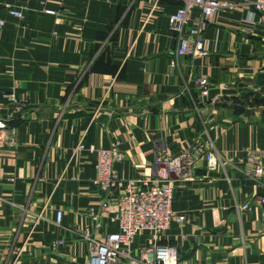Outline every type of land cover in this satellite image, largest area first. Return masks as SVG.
I'll return each mask as SVG.
<instances>
[{
    "label": "crops",
    "instance_id": "1",
    "mask_svg": "<svg viewBox=\"0 0 264 264\" xmlns=\"http://www.w3.org/2000/svg\"><path fill=\"white\" fill-rule=\"evenodd\" d=\"M0 2L22 13L0 9V119L16 130L15 147L0 149V264H88L85 234L118 230L107 215L97 230L89 216L103 199L89 147L118 144V178L151 187L156 152L178 156L197 137L227 165L202 160L175 184L172 210L185 221L158 244L183 264H264V179L245 176L251 156L264 162V16L247 5L217 12L206 54L177 58L175 0ZM198 78L234 94L204 102ZM150 243L144 234L132 248Z\"/></svg>",
    "mask_w": 264,
    "mask_h": 264
},
{
    "label": "built area",
    "instance_id": "2",
    "mask_svg": "<svg viewBox=\"0 0 264 264\" xmlns=\"http://www.w3.org/2000/svg\"><path fill=\"white\" fill-rule=\"evenodd\" d=\"M159 0H156V2ZM182 5L168 16L170 31L177 36L175 56L200 57L206 54L203 43L204 27L212 22L214 15L220 11L233 10L239 6L247 5L256 14L264 16V0H175ZM9 15L22 18V13L12 9V6L2 5ZM195 16V17H194ZM5 22L0 20V28ZM264 24V18H262ZM196 86L200 95L205 98L211 90L210 85L202 79H196ZM9 101L18 105L13 94L6 95ZM24 103H20L23 107ZM1 111V110H0ZM16 130L0 119V149H12L16 145ZM83 143L78 144L76 151L85 150ZM88 151L95 154L94 184L103 194L101 206L97 211L90 210L89 216L100 230L101 217L107 215L110 221L117 226V231L106 234L102 241L85 234L90 244L88 264H183L173 248L159 245V239L175 222L182 224L185 218L172 210V195L175 184L192 179V172L203 160L213 171L218 166H225L227 162L212 146H205L200 137H197L192 148L178 156H171L164 151L156 152L154 166L156 179L151 187L149 180L124 181L116 175L114 164L124 159L119 145L111 143L107 149L94 146ZM254 165L245 176L251 180L264 179V162L258 156H251ZM123 190L122 195L112 201L111 192ZM255 203V202H254ZM264 218V197L256 202ZM249 209V205L242 207ZM111 216V217H110ZM39 217V216H38ZM61 214L57 213L56 220L60 221ZM146 234L151 243L134 252L132 246L137 237Z\"/></svg>",
    "mask_w": 264,
    "mask_h": 264
},
{
    "label": "water",
    "instance_id": "3",
    "mask_svg": "<svg viewBox=\"0 0 264 264\" xmlns=\"http://www.w3.org/2000/svg\"><path fill=\"white\" fill-rule=\"evenodd\" d=\"M220 94L227 95V94H234V92H232V91H225V90L220 91L218 89H211L208 92L207 96L203 99V101L206 102L208 100H211L212 98H214L215 96L220 95Z\"/></svg>",
    "mask_w": 264,
    "mask_h": 264
}]
</instances>
